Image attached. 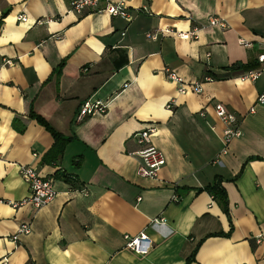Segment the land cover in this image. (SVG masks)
I'll use <instances>...</instances> for the list:
<instances>
[{
	"label": "crops",
	"instance_id": "1",
	"mask_svg": "<svg viewBox=\"0 0 264 264\" xmlns=\"http://www.w3.org/2000/svg\"><path fill=\"white\" fill-rule=\"evenodd\" d=\"M119 2L129 20L68 13V0H0V261L264 264V105L255 103L264 72L240 78L258 67L264 0H100L97 9ZM209 16L226 27H207ZM165 28H198L197 38H147ZM165 69L201 92L178 93ZM86 100L107 109L78 122ZM216 104L241 132L224 155ZM31 112L68 139L62 152L45 159L54 139ZM147 126L165 158L156 178L137 174L132 137ZM20 167L54 180L51 202L11 206L29 194ZM217 180L227 213L206 191ZM22 225L30 233L14 241ZM141 232L152 242L145 255L125 247Z\"/></svg>",
	"mask_w": 264,
	"mask_h": 264
},
{
	"label": "built area",
	"instance_id": "2",
	"mask_svg": "<svg viewBox=\"0 0 264 264\" xmlns=\"http://www.w3.org/2000/svg\"><path fill=\"white\" fill-rule=\"evenodd\" d=\"M100 0H68V13L81 15L88 10H93L98 13H106L111 17H121L129 20L130 17L127 14L126 8L123 2L117 4H107L103 9H97ZM21 21L25 22L26 18L18 17ZM207 27H218L224 29L226 27L224 20L219 17L209 16L207 18ZM203 28V26H202ZM198 28H193L188 32H174L169 28L160 29L156 33L147 34V38H156L158 34H174L177 38L182 40H191L197 38ZM258 67L249 70L241 75V80H248L250 82L256 81L264 72V43L262 51L257 56ZM166 78L178 85V93L184 94L188 91L199 94L201 92V84L194 83L192 85H186L183 80L172 70L165 69ZM213 79L210 76L204 78V82H210ZM257 105H264V95L258 96L255 102ZM107 109V104L101 101L86 100L80 107L76 120L81 122L83 119L95 114H103ZM215 115L221 124L224 126L222 137V149L220 155H224L227 152V147L232 139L241 136V132L237 126V119L229 113L224 106L216 104L214 106ZM254 112V107L250 108V113ZM155 134V128L147 126L143 130L136 132L133 135V139L141 147L138 152L140 157L139 167L137 174L143 178H156L158 171L164 166L165 158L163 154L156 149L152 144V136ZM214 163L219 164V158L214 160ZM19 173L28 186L29 194L27 198L20 202L12 203L13 208H18L25 204H30L33 208L38 209L51 202L56 191L54 189V180L51 178L40 177L34 169L30 167H20ZM164 223L161 218L159 221L155 220L154 223ZM30 233V227L22 225L18 228L17 232L13 235L12 239L16 241L19 235H28ZM261 237L257 239V243L260 242ZM125 247L132 252L145 255L152 247L151 240L141 232L137 236H124ZM0 264H7V259L3 258Z\"/></svg>",
	"mask_w": 264,
	"mask_h": 264
},
{
	"label": "trees",
	"instance_id": "3",
	"mask_svg": "<svg viewBox=\"0 0 264 264\" xmlns=\"http://www.w3.org/2000/svg\"><path fill=\"white\" fill-rule=\"evenodd\" d=\"M30 117L35 119L39 124H41L47 132L50 133L52 138L54 139V146L51 148L45 155V159L47 160L50 156H55L56 154L62 152L63 147L67 143L68 139L64 138L62 135L57 133L53 128H51L47 122L40 116L34 114L33 112L30 113ZM208 194L213 198V200H217L219 205L223 208V210L227 213V204L225 200V192L221 186L219 180L215 181L212 186H208L206 188Z\"/></svg>",
	"mask_w": 264,
	"mask_h": 264
}]
</instances>
